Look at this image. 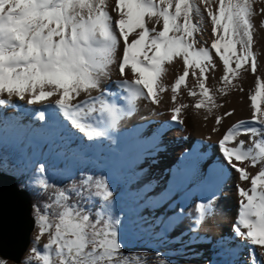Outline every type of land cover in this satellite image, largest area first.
<instances>
[{
    "label": "snow or ice",
    "instance_id": "6c2138e0",
    "mask_svg": "<svg viewBox=\"0 0 264 264\" xmlns=\"http://www.w3.org/2000/svg\"><path fill=\"white\" fill-rule=\"evenodd\" d=\"M260 30L264 0H0V105L13 97L28 105L54 104L59 113L51 118L62 114L89 139L106 136L140 100L161 105L169 88L174 120L189 107L178 103L182 89L195 98L192 107L212 113L221 107L218 95L243 93L237 81L244 73H258L254 45ZM176 62L182 70L167 84L169 66ZM218 67L221 86L210 87ZM114 70L126 106L117 103L118 93L105 92ZM249 99L251 118L227 128L218 143L222 173L232 170L250 185H235L234 234L252 249L244 264H264V79L256 80ZM234 111L215 117V123ZM38 118L49 117L41 111ZM37 171L43 173L44 165ZM39 184L42 190L50 187L46 180ZM110 197L105 179L88 176L79 188L56 190L33 205L36 233L18 264H144L123 251L121 221L110 212ZM197 211L198 223L204 222L214 213L212 200ZM10 259L0 255V264Z\"/></svg>",
    "mask_w": 264,
    "mask_h": 264
},
{
    "label": "bare ground",
    "instance_id": "6f19581e",
    "mask_svg": "<svg viewBox=\"0 0 264 264\" xmlns=\"http://www.w3.org/2000/svg\"><path fill=\"white\" fill-rule=\"evenodd\" d=\"M259 19V17L255 18L257 24ZM205 26L209 27L210 30L207 21ZM255 40L254 50L260 59L258 73L256 75L250 72L244 73L243 77L237 81L242 83L243 93L231 90L227 96L218 95L217 100L221 107L214 109L212 113L192 107L195 98L188 96L186 91L182 89L178 103L188 104L189 107L182 111L179 119L174 120L171 118L173 113L165 112L156 119L118 131L119 122L115 128L107 129L108 134L106 136L95 139H87L79 133H70L76 149L68 152L66 147H61L59 151L58 158L63 155V152H68L67 165L71 167H74L78 159L86 157H90L106 167H111L114 163L125 160H131L133 166L148 159L152 161L156 159V164L161 166L168 164V168L160 177L162 181L167 182L166 191L156 201V205L160 206L169 200H173L171 210L175 207L180 208L179 214L166 222L168 232H176V227L180 222L189 217L186 210L194 200L197 201L198 205H207L211 199L214 205L215 200L225 197L226 193L229 194L228 203L232 208L231 219L227 220L223 233L219 237L210 236L203 231L205 222L216 212V207L214 206V213L202 223H198L199 214L197 211L192 232H186L180 236L176 233L177 236L172 239L175 246L171 252L153 249L135 251L133 256L141 257L144 264H244V261L248 259L247 254L252 249L246 247L247 241L234 234L233 223L237 217L239 199L235 185L237 183H241L242 186L250 185L248 182H240L237 179V174L232 170H229L227 175L222 173L221 170L225 167V162L218 142L231 125L241 119L249 120L251 118L249 94L254 91L256 80L258 78L264 79V30L256 33ZM216 59L218 60V57ZM220 63L222 64V62ZM181 70L182 65L179 62L169 66L165 83H173ZM222 74L221 68L218 67L214 74L209 77V86L220 87L219 77ZM118 79L119 77L114 70L112 79L107 82L105 92L109 96L118 93L121 98L117 103L126 106V102L123 100L124 93L116 84ZM194 82L190 74L188 78L189 87ZM97 94L96 92L93 93V95ZM172 94L170 88L163 94V103L171 108L173 107L170 101ZM141 102L149 101L140 100L137 102V106ZM233 109L235 111L231 117H225L220 124L215 123V117ZM41 111H44L46 117L49 118L44 121L39 120ZM53 113H59V109L54 104L28 105L14 97L9 104L0 105V135L3 137L10 136L16 143L24 140L27 135L33 141H48L51 137H58L61 131H66L72 125L63 118L62 114L51 118ZM134 114L135 112L132 115ZM239 139L246 140L247 137L241 136ZM163 140L164 146L160 147ZM188 147L191 148L189 154L184 152ZM169 150L174 151L171 156L162 158L158 156ZM152 169H155V164ZM136 170L139 173L146 172L147 168L144 166ZM256 170L250 168L253 173ZM207 171H212V179H210L211 176L207 178ZM151 186L156 188L155 183H152ZM218 186L223 189L222 195L217 192ZM0 195L9 197L1 189ZM2 206L3 204L0 202V208Z\"/></svg>",
    "mask_w": 264,
    "mask_h": 264
},
{
    "label": "rangeland",
    "instance_id": "374dc122",
    "mask_svg": "<svg viewBox=\"0 0 264 264\" xmlns=\"http://www.w3.org/2000/svg\"><path fill=\"white\" fill-rule=\"evenodd\" d=\"M258 63H260L259 56ZM52 99L54 100L55 98L53 97ZM165 112L172 114L171 107L166 103L154 105L149 102H141L137 106L134 115L120 121L117 130L129 129L130 127L143 124L148 120L156 119ZM70 133H79L89 139L84 133L72 126L66 131H61L58 137H51L48 141H33L27 135L24 140L16 143L12 137H3L0 135V172L12 175L15 178L25 175L26 179L24 181L19 180L18 185L20 188L27 190L29 194H33L41 189L39 184L40 180H46L48 183L52 178L66 180L73 176L78 163H90L98 166L100 169L106 170L105 178L109 189L112 191V197L108 201L111 214L112 210L119 204L122 198L135 201L137 212L129 218L127 226L133 234L137 235L138 241L133 246L123 247V251L132 256L135 251L139 252L140 250L146 249L171 252L175 246L172 242L174 236L192 232L197 216L198 203L196 200L186 210L189 217L180 222L176 227V232H168L166 222L173 216L179 214L180 208L175 207L171 210L173 200H169L160 206L156 205L157 199L166 191L167 182L162 181L160 177L163 175L164 170L168 168V164L161 166L156 164V159L153 161L148 159L133 166L131 160H125L116 162L111 167H106L94 159L86 157L78 159L74 167H71L67 165V157H69L67 153L74 151L76 148L70 137ZM95 138L97 137L93 139ZM162 146H164V140L160 144V147ZM61 147H66V151L68 152H63V155L58 158ZM189 151H191L189 147L184 150L188 154L190 153ZM173 153L174 151L169 150L158 156L161 158L169 157ZM40 164H43L45 167L43 173L37 171V167ZM154 164L155 169H152ZM66 166L68 167L66 168ZM144 166L147 168L146 172L139 173L136 170ZM206 175L207 178L211 176L210 179H212V171H207ZM152 183H155L156 188L151 186ZM228 195L226 193L225 197H220L215 200L214 206L216 207V212L204 224L203 231L210 236L219 237L223 233L226 223L231 219L232 208L228 203ZM35 233L36 226L32 234L31 244ZM176 233L178 234L175 235ZM46 242L47 236L41 239L40 244L43 245ZM10 264L16 263L10 261Z\"/></svg>",
    "mask_w": 264,
    "mask_h": 264
},
{
    "label": "water",
    "instance_id": "95a60500",
    "mask_svg": "<svg viewBox=\"0 0 264 264\" xmlns=\"http://www.w3.org/2000/svg\"><path fill=\"white\" fill-rule=\"evenodd\" d=\"M0 186L3 193L9 195H0L3 204L0 208V255L18 264L27 253L35 230L32 197L19 187L14 176L3 172H0Z\"/></svg>",
    "mask_w": 264,
    "mask_h": 264
},
{
    "label": "trees",
    "instance_id": "16d2710c",
    "mask_svg": "<svg viewBox=\"0 0 264 264\" xmlns=\"http://www.w3.org/2000/svg\"><path fill=\"white\" fill-rule=\"evenodd\" d=\"M106 170L100 169L98 166L94 164H82L78 163L74 175L67 178L66 180H57L52 178L48 181L50 187L47 190H38L35 193H30L32 197L33 205H38L43 203L48 199L49 194L52 192L59 190V189H66L72 186H76L77 188L80 187L82 181L88 177L92 176L93 181L105 179ZM26 179L25 175H21L20 177L16 178L17 182L19 180L24 181ZM20 187V186H19ZM94 191V187L90 189ZM87 195V192L85 193ZM73 200L80 199L79 197L72 194ZM97 202H99V198H94ZM137 212L135 208V201L133 200H126L122 198L119 204L112 210V215L114 218L118 217L121 221V232H120V240L123 242L124 246H133L138 241L137 235L133 234L129 227L127 226L129 218Z\"/></svg>",
    "mask_w": 264,
    "mask_h": 264
}]
</instances>
